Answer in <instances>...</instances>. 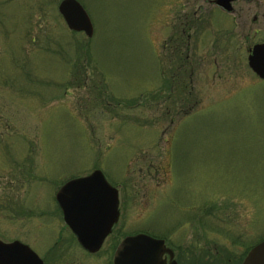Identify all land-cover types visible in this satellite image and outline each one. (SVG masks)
Here are the masks:
<instances>
[{"label":"rangeland","instance_id":"374dc122","mask_svg":"<svg viewBox=\"0 0 264 264\" xmlns=\"http://www.w3.org/2000/svg\"><path fill=\"white\" fill-rule=\"evenodd\" d=\"M61 1L0 0V239L54 264L60 227L40 213L100 170L121 234L165 239L179 264H242L264 240V81L248 61L264 0H79L91 38Z\"/></svg>","mask_w":264,"mask_h":264},{"label":"water","instance_id":"95a60500","mask_svg":"<svg viewBox=\"0 0 264 264\" xmlns=\"http://www.w3.org/2000/svg\"><path fill=\"white\" fill-rule=\"evenodd\" d=\"M237 1L214 0L228 12L234 10ZM58 10L69 29L93 37L92 19L79 0H62ZM248 61L250 69L264 81V42L252 46ZM57 193L65 222L88 252H98L118 222L119 190L110 184L102 171L96 170L85 177L67 181ZM116 251L114 264H167L162 258L165 254L173 259L170 264H178L174 260V250L167 247L165 239L145 233L126 237ZM0 264H44V260L21 241L9 243L0 239ZM242 264H264V240L252 247Z\"/></svg>","mask_w":264,"mask_h":264},{"label":"flooded vegetation","instance_id":"af4514ba","mask_svg":"<svg viewBox=\"0 0 264 264\" xmlns=\"http://www.w3.org/2000/svg\"><path fill=\"white\" fill-rule=\"evenodd\" d=\"M233 12V11H230ZM119 190V194H118V200H119V206H118V213H119V217H118V222H116L112 229H111V233L109 234V236L104 240V244L101 247V249H99L98 252L93 253V252H88L82 245L81 242H79V239L77 237V235L73 232L72 228L70 227V225L68 223L65 222V217H64V213L63 210L61 208L60 203H58L57 200V192L55 194L54 197H52V210L50 211H41V215L40 217L42 218H49L52 221V225L53 223L57 220V223L59 225V229L57 232V242L54 245V248H58L63 250L64 256L63 257H58L56 259H54V264H69V262H67V260H69L68 258H70L71 255H74V249L76 248H81L82 251H84L87 255H91V257H93V259H100V258H109L110 254H112V261L114 264V257L116 254V250L119 247V244L123 241V239H125L126 237H129L130 235H124L121 234V230H119V227H122L121 225L123 224V221L125 219V213L126 210L125 208V203L124 200H122V193L121 190L118 188ZM124 228V227H123ZM122 228V229H123ZM53 229V228H52ZM55 229V228H54ZM57 229H55L56 232ZM139 233H145V231H141ZM139 233H134L131 235H138ZM147 234V233H145ZM14 241H20V240H12L11 242ZM22 242V241H21ZM10 243V242H9ZM24 243V242H22ZM167 243V241H166ZM26 244V243H24ZM27 245V244H26ZM29 246V245H28ZM167 247L168 248H172L171 246L169 247L168 243H167ZM174 250V260H176L179 264V260L177 258V252L174 248H172ZM36 252V251H35ZM70 254V255H69ZM42 258V257H41ZM55 258V257H54ZM163 259H165L167 261V264H170L173 259L170 258V256L168 254L163 255L162 257ZM43 259V258H42ZM245 259V258H244ZM44 260V264H45V259ZM72 260L71 263L73 264H80L81 259H77V256H75L74 259ZM244 261V260H243ZM242 261V263H243Z\"/></svg>","mask_w":264,"mask_h":264}]
</instances>
